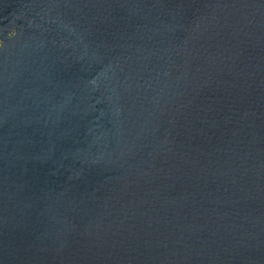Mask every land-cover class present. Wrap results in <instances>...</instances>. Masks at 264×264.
Listing matches in <instances>:
<instances>
[{
    "label": "water",
    "instance_id": "obj_1",
    "mask_svg": "<svg viewBox=\"0 0 264 264\" xmlns=\"http://www.w3.org/2000/svg\"><path fill=\"white\" fill-rule=\"evenodd\" d=\"M0 264H264V0H0Z\"/></svg>",
    "mask_w": 264,
    "mask_h": 264
}]
</instances>
